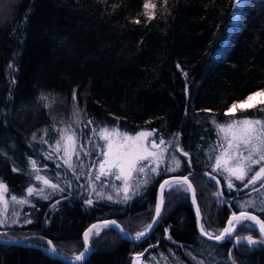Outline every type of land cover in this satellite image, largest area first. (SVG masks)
Segmentation results:
<instances>
[{
    "label": "trees",
    "instance_id": "1",
    "mask_svg": "<svg viewBox=\"0 0 264 264\" xmlns=\"http://www.w3.org/2000/svg\"><path fill=\"white\" fill-rule=\"evenodd\" d=\"M144 3L0 0V162L9 173L0 177L17 174L30 182L38 174L62 189L48 190L36 181L43 195L34 199L31 223L1 226L0 236H26L44 245L50 240L74 257L83 250V230L94 220L112 217L137 235L150 223L158 183L169 174L190 179L205 231L219 233L238 210L264 220V189L245 187L247 177L232 178L229 188L228 175L213 166L220 154L216 124L233 118L225 115L229 105L264 89V0H150L151 20ZM260 108L235 118L264 121ZM102 127L129 134L156 130L172 145L161 146L167 151L156 172L146 169L134 177L122 195L101 194L93 187L99 184L97 145L103 143L90 130ZM64 128L84 143L79 158L73 157L75 171L59 158L62 151L49 147ZM170 183L162 192L159 221L146 237L127 240L111 226L94 230L88 237L91 252L79 264H231L230 240L202 237L187 185ZM246 201L252 203L245 207ZM234 235L259 240L255 227L237 225ZM234 252L241 264H264V245ZM0 264L67 263L34 245L0 242Z\"/></svg>",
    "mask_w": 264,
    "mask_h": 264
},
{
    "label": "snow or ice",
    "instance_id": "2",
    "mask_svg": "<svg viewBox=\"0 0 264 264\" xmlns=\"http://www.w3.org/2000/svg\"><path fill=\"white\" fill-rule=\"evenodd\" d=\"M167 3V0H164ZM241 0H237V3H240ZM155 8V4H151L150 0H145L143 8L145 10V16L151 20L154 18V14L149 13V8ZM139 23V20L135 21ZM264 92V89L260 90ZM258 93L250 94L246 97V100H251L253 95H258ZM42 100H46L47 97L42 96ZM75 99V96L73 97ZM254 107V106H253ZM233 109H238L240 111H247V108L243 107V102L240 104L233 103L230 105L229 109L225 113H231ZM210 111V110H206ZM261 112H264V102H262ZM78 116V113H74ZM79 122V120H77ZM92 121H88V124H91ZM215 123V121H213ZM60 134V139L55 141L54 145H50L55 149V152H63V155L59 158L63 161L65 165L75 171V166L73 164V157L79 158V150L83 149L84 143L80 140V137L77 136L74 130L69 128L58 129ZM92 136H94L98 141H103L102 145H97L102 159L99 161V171L95 179H100L101 176L113 175L114 171L118 173L116 175L117 179H127L133 173H145L146 169L152 172H156V167L159 162L164 158V153L167 151V148H162V145H172V141H165L162 136H158L156 130L152 131H139L135 135H130L128 132H121L117 127L109 129L108 127H102L99 129H91ZM216 131L220 137V154L214 158L215 163L214 167L218 172L226 173L229 177L228 187L232 188L231 179L235 178L236 180L244 181L247 177V183L245 187L253 186L252 190L260 193L264 189V121L254 120V119H236L235 114L233 113V118L227 124H216ZM150 137H157V139H149ZM36 137L33 136V139ZM47 143V141H42ZM91 142V140L89 141ZM180 151H183L180 149ZM52 153H49V157ZM185 157L188 156L187 152H184ZM151 162V167L149 163ZM173 164L177 167L179 162L173 157ZM31 166L34 170H39L36 161H30ZM259 166V167H257ZM253 169H256L253 171ZM13 171H18V169H13ZM252 173L249 176V173ZM36 180L43 181L46 186L51 187L57 191H62L59 188V185L51 183L45 177L40 175L35 176ZM188 178L184 177L182 181H176L175 183H187ZM147 183V180L144 181ZM259 183V188H256L255 185ZM165 185L171 187V183L167 180L160 185L161 192ZM190 187V185H189ZM95 189H93L94 191ZM8 191L7 185L0 183V203L3 204L4 209L8 208V200L5 199V193ZM27 193L29 196L34 194L43 195V190L36 189L34 187H28ZM127 191V189H125ZM194 191V190H193ZM217 196L221 193H217ZM47 198V197H45ZM111 199V197H108ZM262 202H264V197H261ZM11 201L17 204H26L28 200L18 199L16 196H11ZM87 203L91 205L92 200H88ZM252 203L251 201L245 202V207L248 204ZM163 200L161 199L160 203L156 207V216L159 218L161 215V207ZM5 221L0 219V224H3ZM30 222V221H26ZM246 222H250L247 223ZM106 224H115V221L105 222ZM239 225L241 228H258L261 238L259 240L254 239L252 236L248 237H239L236 236L234 239L237 244L241 241H246L247 245L257 246L264 245V220L259 216L254 215L248 211H240L239 214L233 212L231 218L227 221V226L223 228L219 235H213V233L205 231L204 225L200 226V232L211 239L222 240L226 239L233 235V232L236 229V226ZM97 226L93 225L92 228L84 234L85 241L88 240L89 233L94 232V229ZM149 230L151 225L148 226ZM146 235L145 232H139L136 235V238L139 239ZM49 243H51L49 241ZM90 249H86L85 253ZM54 251V249H53ZM85 253H81L75 257L76 260H83ZM143 254H137V258Z\"/></svg>",
    "mask_w": 264,
    "mask_h": 264
},
{
    "label": "rangeland",
    "instance_id": "3",
    "mask_svg": "<svg viewBox=\"0 0 264 264\" xmlns=\"http://www.w3.org/2000/svg\"><path fill=\"white\" fill-rule=\"evenodd\" d=\"M237 21H238V14L236 13L234 18H233V22L236 23ZM220 53H222V52H220ZM258 92L260 94L253 95L251 100H246V98H245V99H243L241 101H237L235 103L240 104L241 102H243V107L247 108V109L252 108L253 106L254 107L261 106L262 102H264V92H261L259 90V91H255L253 93H258ZM253 93H251V94H253ZM229 107H230V105H229ZM229 107L227 108V110L229 109ZM238 112L243 113L244 111H240L238 109H233L231 113L235 114ZM243 118L258 120L256 118H251V117H246V116H240V117H237L236 119H243ZM144 131H148V130H144ZM135 134L136 133L130 134V135H135ZM153 138L154 137H150L149 139H153ZM102 143H103V141H102ZM157 143H159V141H157ZM101 159H102V156L99 159V161ZM99 161H98V165H97V171H99ZM5 166H6L5 164L0 162V174L3 171V174L7 176L9 173L6 172ZM156 169H157V167H156ZM113 171H114L113 175L101 176V178L98 179L99 184L98 185L95 184V186L93 187V189H95L94 192L99 191L101 194H104V192H105V194H109V195L112 192L111 194L113 197L116 196L118 193H120L122 195L125 192H127L129 189H131V187L134 183L133 178L139 177L141 174V173L140 174L133 173L131 176L127 177V179L125 181V179H123V178L117 179L116 175H118V173H116L115 170H113ZM36 175H38V174H36ZM35 176H34V181H30V182H26L24 177L17 175V174H12L11 176H8L7 177L8 180L0 177V183L6 184L7 188H8V191L5 193V199L8 200V208L5 210L3 204L0 203V219L5 221L3 224H0V227L6 226V225H21V224L31 223V221L33 219L32 209H33L34 203H35L34 199L35 198L40 199L42 196L39 194H34V195L29 196L27 191H26L28 187L37 188V184L35 182L38 180L35 179ZM38 182L40 185H42V184L45 185L43 183V181H38ZM45 187L48 190L51 189V187L48 188V186H46V185H45ZM102 187L105 189L104 191H103ZM125 189H127V191H125ZM115 190H117V192ZM11 196H16L18 199H26V200H28V203H26V204L14 203L11 201ZM35 217L36 216H34V218ZM26 221H30V222H26ZM101 228H105V227L99 226V227H96L94 230H99ZM142 231H140V232H142ZM134 236H136V235H134ZM174 260H176V259L174 258ZM171 263H173V262H171ZM175 263L178 264L177 261H175Z\"/></svg>",
    "mask_w": 264,
    "mask_h": 264
},
{
    "label": "water",
    "instance_id": "4",
    "mask_svg": "<svg viewBox=\"0 0 264 264\" xmlns=\"http://www.w3.org/2000/svg\"><path fill=\"white\" fill-rule=\"evenodd\" d=\"M184 177H187L186 175H183V174H169L165 177H163L160 182L158 183V186H157V190H156V198H155V208H154V213H153V216H152V219L150 221V223L148 224L151 225V229L149 230L148 226L142 231V232H145L146 235H144L143 237L137 239L136 236L134 235H131V234H128L127 232L124 231V229L121 227V225L119 224V222L117 220H115L114 218L112 217H108V218H101V219H97V220H94L92 221L82 232V242H83V250L79 253H85V250L86 249H90L89 251H87L85 253V257L83 260H76L75 257L78 256L79 254H77L76 256L74 257H68V256H65L63 255L62 253H60L58 250H56V248L54 247L53 243L48 240V245H44V244H41V243H36V242H33L31 240H27L25 237H20V238H14V237H6V236H0V242L2 243H9V244H18V245H34V246H37L38 248H40L42 251H44L48 256L52 257V258H56V259H59L67 264H79V263H82L83 261H85L87 259V257L89 256L90 252H91V247H90V244H89V241H85L84 239V234L86 232H88V230L90 228H92L93 225L97 226V227H108V226H111L113 227L116 232L122 237V238H125L127 240H131V241H139L141 239H143L144 237H146L152 230L153 228L156 226V224L158 223L159 221V218L156 216V207L157 205L160 203L161 199H162V192H161V188H160V185L164 183L165 180L169 181V182H173V181H182ZM188 178V177H187ZM187 185V188H188V191H189V196H190V199H191V202H192V206H193V210H194V217H195V224H196V228H197V231L198 233L204 237V238H207L209 240H213V241H217V242H222V241H225V240H230V243L228 245V247L226 248V259L228 262H230L231 264H241L237 258L235 257V254H234V248L237 247V242L236 240L234 239V237H236V235H234L232 238L228 237L226 239H222V240H215V239H211L207 236H204L201 232H200V226H201V223H200V217H201V214H200V210H199V206H198V203H197V200H196V197H195V190H194V187L190 181V179L188 178V181L187 183H185ZM190 185V187H189ZM166 186V185H165ZM194 190V191H193ZM162 208V207H161ZM240 211H248V212H251L253 213L254 215H257L259 216L257 213L251 211V210H238V211H233L237 214H239ZM231 212L229 214V216L227 217L225 223H224V226L222 227L221 231L223 230L224 227L227 226V221L231 218V215L232 213ZM260 217V216H259ZM110 221H115V224H106L105 222H110ZM256 228V227H255ZM257 232H258V235H259V239L261 238V234L259 233L258 231V228H256ZM220 231V232H221ZM217 233V234H213V235H219L220 234ZM90 234V233H89ZM49 241L51 243H49ZM242 242V241H241ZM240 242V243H241ZM54 249V251H53Z\"/></svg>",
    "mask_w": 264,
    "mask_h": 264
},
{
    "label": "flooded vegetation",
    "instance_id": "5",
    "mask_svg": "<svg viewBox=\"0 0 264 264\" xmlns=\"http://www.w3.org/2000/svg\"><path fill=\"white\" fill-rule=\"evenodd\" d=\"M22 237H26V236H22ZM232 237H233V235L230 236V238H232ZM27 240H28V239H27ZM46 246H47V245H46ZM248 246H249V245L246 244V241H242L241 243L237 244V247L234 248V251H235V250H238V251H244L245 248L248 247ZM234 254H235V252H234ZM140 259H141V258H140ZM141 261H142V259H141ZM136 264H141V263H139V261H136Z\"/></svg>",
    "mask_w": 264,
    "mask_h": 264
},
{
    "label": "bare ground",
    "instance_id": "6",
    "mask_svg": "<svg viewBox=\"0 0 264 264\" xmlns=\"http://www.w3.org/2000/svg\"><path fill=\"white\" fill-rule=\"evenodd\" d=\"M36 243H39V242H36ZM42 244V243H41Z\"/></svg>",
    "mask_w": 264,
    "mask_h": 264
}]
</instances>
